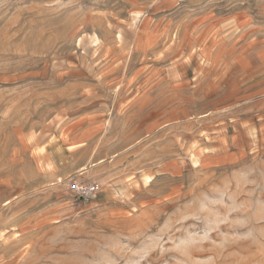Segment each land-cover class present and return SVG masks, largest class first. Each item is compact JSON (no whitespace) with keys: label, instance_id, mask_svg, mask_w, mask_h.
I'll list each match as a JSON object with an SVG mask.
<instances>
[{"label":"rangeland","instance_id":"obj_1","mask_svg":"<svg viewBox=\"0 0 264 264\" xmlns=\"http://www.w3.org/2000/svg\"><path fill=\"white\" fill-rule=\"evenodd\" d=\"M0 264H264V0H0Z\"/></svg>","mask_w":264,"mask_h":264},{"label":"built area","instance_id":"obj_2","mask_svg":"<svg viewBox=\"0 0 264 264\" xmlns=\"http://www.w3.org/2000/svg\"><path fill=\"white\" fill-rule=\"evenodd\" d=\"M68 188L80 202L93 200L99 192V185L97 183L80 180L77 176L69 179Z\"/></svg>","mask_w":264,"mask_h":264}]
</instances>
